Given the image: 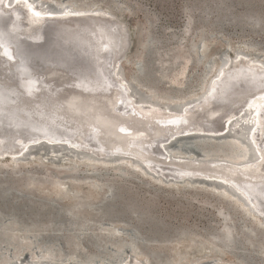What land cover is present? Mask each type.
<instances>
[{
  "label": "rangeland",
  "instance_id": "1",
  "mask_svg": "<svg viewBox=\"0 0 264 264\" xmlns=\"http://www.w3.org/2000/svg\"><path fill=\"white\" fill-rule=\"evenodd\" d=\"M28 1L39 2L46 9L55 7L51 0ZM73 2L81 9H104L103 16L117 14L120 19L114 16L125 24L130 45L120 65L122 74L132 85L128 91L137 103L156 100L166 102L174 110L181 109L180 102L197 98L205 89L220 64L219 57H232L238 49L264 61V0H59L56 7H67ZM200 41L204 43V55L199 49ZM210 59L214 64L209 68ZM138 61L150 68L149 86L161 98L151 97L142 83L133 80L140 75ZM140 77L144 83L148 82L146 74ZM246 136L242 137L243 141ZM198 140L192 136L174 137L165 142L166 153L177 158L201 159ZM38 145L19 162L13 156L0 160V195L9 201L0 200L5 206H0L1 219L7 222L16 211L15 214L24 212L25 218L37 217L43 224L40 239L31 245L30 240L20 238L16 222H8L9 227L0 225V235L8 236L23 248L18 258H12L10 247L3 248L11 264L46 260L37 257L43 243L59 248L58 255L50 260L53 264H79L76 259H70L77 249L81 254L79 259L90 258L91 264H121L131 254L142 261L148 249L161 251L173 264H264V248L258 254L249 244L251 240L236 238L235 245L228 250L213 238L215 234L222 237L230 224L236 237L242 225L256 228L264 235L261 219L225 190L189 182L165 185L130 161H93L60 144ZM245 148L249 161L254 153L250 155L251 151ZM6 182H13L15 187L3 192ZM109 190L112 195L117 193L123 204L113 214L102 216L99 206L117 202L106 197ZM37 200L48 203L53 213L57 206L61 208L55 222L50 221L53 214L47 213L48 207L41 210L37 204L29 203ZM35 211L40 215H34ZM74 214L91 223L90 227L71 230L66 226L68 219L77 217ZM150 229L163 238L146 240L144 237ZM63 236H70L73 246L65 244ZM94 236L101 241L99 244L94 242ZM135 238L136 253L126 246L117 257V241Z\"/></svg>",
  "mask_w": 264,
  "mask_h": 264
},
{
  "label": "bare ground",
  "instance_id": "2",
  "mask_svg": "<svg viewBox=\"0 0 264 264\" xmlns=\"http://www.w3.org/2000/svg\"><path fill=\"white\" fill-rule=\"evenodd\" d=\"M58 2L59 0H51L55 7L59 5ZM55 7L46 9L47 7H42L41 3H32L28 0H0V11L10 12L12 16L15 14V18L18 20H15L17 27L25 32L28 37H35L34 31H39V34H41L42 23L46 20L56 19L59 22L61 20L64 21V24L58 23L56 25L58 27L53 30L58 31V33L53 34V37L49 40L47 50L41 48L28 51L29 53L26 55L29 60L26 65L22 66L20 59L9 63L6 57L1 55L3 53L0 50V87L7 88L9 100H11L9 102L15 103V105L12 103L5 105V112L7 111L8 114L0 112V153L7 151L6 153L9 155L8 157L0 158V160L11 156L14 157L12 159H18L17 156H21L20 153L28 144H36L38 141L41 142L37 144L50 147L60 144L66 149L68 148L82 154L83 158L93 160L98 154L92 153L90 149L92 146L91 142L96 140L98 142V138H100L105 145L103 144L104 147L99 153L113 152L110 154L112 156L105 154L106 158H109L108 160L120 155L119 159L130 161L134 164L132 162L133 158H131L134 157L137 162L134 165L139 167V169H141L139 164H144L150 170L160 172L164 170L173 176H176L175 172L180 174L181 172L190 171L193 175L196 174L195 176L208 178L206 180H210V182H216L217 180L223 182V184H235L239 189H243L241 191L243 194L244 186L250 187L251 191H255H252L254 197L264 198L261 194L262 192L254 189L260 185L258 184L261 182L260 180L264 179V88L254 89L250 92L246 91V88L250 90L251 86L255 87L259 84H264V61L259 60L258 57V59L251 57L249 53L244 52L242 49L236 50L233 56L229 58L220 56V64L206 84L205 89L197 98L184 103L180 102L183 106L180 104L182 106L181 109H179L180 107L178 109L175 107L176 111L171 106L172 110H170L171 108L166 102L147 100L146 102L137 103L138 101L133 100L134 98L132 97L134 96L128 91L131 84L129 85V81L122 74L120 65L124 54L128 52L129 48L127 47L121 53L119 52L121 38L124 40H126L127 36L129 38L128 29L119 20L120 17L114 13L112 14L119 19L114 15L107 14V16H103L105 13L104 9L94 7L81 9L75 2L63 8L56 7V9ZM37 12L40 14L39 16L35 15ZM78 18L83 19L75 20V22L70 20ZM67 19H69V22H67ZM6 24L3 23L2 27H5ZM10 25H13V22H9L6 27ZM66 30L71 32L67 33ZM19 34L22 35L20 32ZM67 37L71 40L70 43H58L60 39H66ZM126 45L129 46L130 42ZM102 48L107 49L100 52ZM199 49L203 54L205 47L202 41H200ZM51 52L57 53L58 59L64 58L63 60L65 61H71V68L81 71V74H78L79 78L82 75L88 78H96L94 74H97L98 78L96 81L102 86L107 81L110 87L108 86L106 91L103 92H88L80 87L79 79L73 76L75 73L73 69L71 70L70 67L56 68L57 66L55 65L51 67L44 62L45 55H51ZM213 64L214 61L210 59L208 67L210 68ZM137 65V73L140 75L138 77L134 76L133 80L140 82V84L142 83L147 88V91L151 92V97L161 98L156 95V90L149 86V78L152 76L150 68H146V64L141 61H138ZM18 67L22 71L26 70L24 77L18 76ZM143 73L147 76L145 77V81L148 80L146 83L140 77ZM225 73V78L222 79ZM238 81H242L245 87L244 92H240L234 97L233 100H239L234 102L236 103L235 105L218 107V104L208 101L211 89L214 90L213 97L220 100L226 94L230 92L233 94L236 91V83ZM24 91H28L27 94L35 93V95L28 98L24 95ZM0 96H2L1 93ZM12 114L15 115L14 118L11 116ZM39 116H46L45 118L49 119L50 117H56L58 119L56 121L62 123L71 135L76 129V135L73 137L70 135L72 138L70 140L53 139L52 133L40 134L34 131L31 129L32 126L27 124L30 123L29 121L37 124L45 123L38 119ZM17 120L23 123H18L16 122ZM226 127L227 130L223 133ZM245 129L246 131L243 132ZM22 134L24 135L22 136ZM176 134L179 135L178 137H205L198 140L196 144L202 153V158H177L167 155L165 142L174 139L172 137ZM245 134L247 135V143L245 142L246 139L244 141L242 139ZM209 137L218 139V141L214 142ZM230 139L236 140V142H232ZM4 140L7 141L6 145H4ZM246 146L248 150L254 153V158L249 161H246ZM4 147L8 150H5ZM27 149L28 154L31 149L29 147ZM82 150L84 152H81ZM214 155H222L224 157ZM135 160L133 159V161ZM155 168H158V170ZM143 172L145 173L144 170ZM14 187L15 184L13 182H6L3 192ZM1 194L3 196V193ZM117 195V193L112 195L111 190L108 191L106 197H110V200H116L117 202L99 206L102 216L113 214L112 212L122 206L123 202L119 200L120 198ZM7 199L5 198L4 200L0 195V200L7 202ZM29 203L37 204L42 208L41 210L44 207L51 208L44 200ZM0 206L3 208L4 204H0ZM56 209L55 213H53L54 210H47L49 215L53 214L50 221H54L58 213L62 211L59 206ZM15 212L11 213L12 215L11 217L9 216L10 219L7 222L1 219L0 214L1 227H9L7 225L8 222L11 223L13 221L19 225L18 231L21 233V239L30 240V245L37 238L40 239L39 230L43 226L42 222L37 217L34 218L33 215L32 218L28 217L32 219L30 220L24 217V212L21 214H17L18 212L15 214ZM250 212L254 213L251 210ZM27 214L25 213V215ZM35 214L40 215L39 212ZM254 214L264 224V219L260 215ZM74 215L77 217L68 219L65 223L66 226L71 227V230L88 229L90 227L91 223L84 222L81 215ZM226 215L223 214L224 218L227 217ZM50 224L52 223L50 222ZM8 227L5 229H8ZM241 227L240 234L242 233L243 235L239 234L238 237H236L237 233L235 235L232 231L233 226L230 224L226 230H223L222 237L215 234L213 238L228 250L233 248L237 239H244L245 242L251 240L249 244L252 245V249L260 254L264 248V235L251 226L242 225ZM59 229L61 230V228ZM112 229L117 228L112 226ZM151 230L146 233L147 237H144L146 240H151V238L161 240L163 238L162 235ZM79 236L76 235L77 238ZM135 239L117 241L116 244L119 249L115 251L116 256L119 257L122 254V248L126 246L133 253H136L135 245L138 241ZM63 240L66 241L65 244L73 246L70 236H63ZM94 242L99 244L98 242L101 241L97 236H94ZM7 247H10L13 251L12 258H18L19 252L23 249L22 246H19L8 236L0 235V264H11V261L7 259L6 253L3 251V248ZM30 247L29 249H31ZM39 248L40 252L37 257L46 260H32L28 264H53L50 260L58 255L59 248L51 243H43ZM77 251L78 249L70 259H76L79 264H91L92 259L90 258L79 259L81 254L79 253L80 251ZM143 255H145V259L140 261L134 258V254H131L132 257L129 260L128 258L124 261L121 260L123 261L121 264H173V260L158 250L148 249Z\"/></svg>",
  "mask_w": 264,
  "mask_h": 264
},
{
  "label": "water",
  "instance_id": "3",
  "mask_svg": "<svg viewBox=\"0 0 264 264\" xmlns=\"http://www.w3.org/2000/svg\"><path fill=\"white\" fill-rule=\"evenodd\" d=\"M15 17H16V15L13 14V16H12V14L10 12H7V11L1 12L0 11V50H2L1 53H3L1 55L6 57V59H7V61L9 63H10V61L12 62L14 60H19L20 59L19 61H20L21 65L23 66V65H26L28 63L27 61L29 60V58L26 55L27 53H29L28 51H31L32 49L36 50V49H41V48L47 50V46H48L47 44H48L49 40L53 37V34H57L58 33V31H53V30H55L58 27V26H56L58 23L64 24V21L61 20V22H59L56 19L55 20L52 19L51 21L46 20L44 23H42L41 34H39V31L38 32L34 31L36 36L35 37H28V36L25 35L26 34L25 32H23L19 27H17V23L15 22V20L16 21H18V20ZM80 19H83V18L70 19V20H73L75 22V20H80ZM67 20H68L67 22H69V19H67ZM73 21H70V22H73ZM9 22H13V25H10V26L6 27ZM3 23H5V24L7 23L5 27H2ZM66 31H67V33L71 32L70 30L69 31L66 30ZM19 32L22 33V35H20ZM70 41L71 40L67 37L66 39H62V40L60 39V42H58V43H62L63 42V44H64V43H70ZM120 41H121V43H119L120 44V51L119 52L121 53L125 48L129 47L126 44H128L130 41H129L128 36H127L126 40L121 38ZM106 49L107 48H102V49H100V52H102L103 50L105 51ZM4 52H8L10 55H14V59L9 60L8 57L4 55ZM16 53H18V54H16ZM56 55H57V53L54 54L53 52H51V55H48V56L45 55V58H44L45 61L44 62H46L51 67L53 65H55V66H57L56 68H62V67L63 68H66V67H70L71 68V65H70L71 61L70 62L69 61H65V60H63L64 58H59L58 59V57ZM74 60H78V59H74ZM42 64H44V63H42ZM24 69H25V67H24ZM72 69L75 71L73 76L79 79L80 87H82L83 89L87 90L88 92H103V91H106L108 86L110 87V85L107 84L108 83L107 81H105V84H103L104 86H102V84L97 82L96 81L97 78H98L97 74H94V75H96V78H88V77H85L83 75H82L83 78L82 77L79 78V75L81 74V71H79V69H74L73 67L71 68V70ZM17 71H18V76L21 75L20 77H24L25 74H26V72H25L26 70L22 71V69L19 68V67H18ZM225 75H226V73L223 74L222 79L225 78ZM99 79H100V77H99ZM106 84H107V86H106ZM236 85H237V88H236V91L233 94H232V92H230V93L226 94L224 97H222L220 100H217L216 98L213 97V91L214 90L211 89V91L209 92L208 101L218 104V107H228L229 105H235L236 103H234V102H238L239 100H233L234 97L236 95H238L240 92H244V87H245L244 83L242 81H240V82L238 81L236 83ZM0 88H1V92L0 93L2 95V96H0V112L7 113V111L5 112V105H7L8 103H12L13 105H15V103L9 102L11 100H9L10 97L8 95L9 91H7V88H5V87H0ZM263 88H264V84H259L258 86H255V87L251 86L250 90H248L246 88V91L250 92V91H252L254 89H263ZM2 89H4V90H2ZM248 92H246V93H248ZM24 93H25L24 95L26 97H28V98L32 97V95H35V93L34 94H31V93L27 94L28 91H26V92L24 91ZM28 98H25V99H28ZM262 106H263V103H262ZM22 109H23V107H22ZM13 114L11 116H13V118H14L15 115H13ZM45 117H41V116L38 117V119L40 121L45 122V123H38L37 124L35 122L29 121L30 123H28L27 125L30 124L32 126L31 129H33L34 131L39 132L40 134H42V133H52L53 139H59V138L66 139V140L72 139L70 137L71 134H70L69 130L67 131L66 127L62 123H59L58 121H56V120H58L56 117H50V119L49 118H45ZM16 122L23 123V122H19V120H17ZM226 130H227V127L223 130V133L226 132ZM75 132H76V129L74 130V133ZM74 133L71 135L72 137L74 135H76V133L75 134ZM23 135L24 134H22V136ZM44 135H48V134H44ZM178 136L179 135L176 134L172 138L178 137ZM194 138L195 139H203L205 137H194ZM209 139H211L213 141H216V142L218 141V139H215V138H212V137H209ZM98 140L100 142L99 141L97 142V140L91 142L92 146H91L90 149H91L92 153L98 154V156H95V159H93V161H103L104 160L105 163H114L116 161L121 160V159L118 158L120 155L112 157L113 159L110 158L112 160H108L109 158H106L107 156H105V154L108 155V156H112L110 154H112L113 152H106L105 154L99 153L100 151H102L101 149H102V147H104L105 144H104L103 141H101L100 138H98ZM40 142L41 141H38L37 143H40ZM6 143H7V141L4 140V145H6ZM37 143L36 144H28L27 147H25V149H23V151L20 153L22 156H17L18 160H22L23 156L27 155V151H28L27 148L28 147H29V149H31L34 146H36ZM41 145H43V144H41ZM4 149L8 150L6 147H4ZM249 151H251V150H249ZM6 152L7 151H2L0 153V158L8 157L9 155ZM81 152H84V151L82 150ZM252 153L253 152H250V155ZM101 155H103V156H101ZM131 158H133L135 160L134 157H131ZM133 159H132V162L134 164H136L137 163L136 160L133 161ZM150 165H153V164H150ZM139 166L141 167L142 170L145 171L146 174L151 175L153 178L161 179L162 183L165 184V185H169V184L182 185L185 181H187V182L190 183V185H194V186L195 185H198V186L201 185V186H206V187H214V188L219 189V190H223L224 189L228 195H230L233 198H237L240 202H242L244 204V206L248 207L251 211H253L257 215H260V217L262 219H264V198H258L257 196L254 197L253 192H255V191L252 190L253 191L252 192L250 190V187L244 186V194H243V192H241V191H243V189H241V188L239 189L235 184L234 185L230 184V183L229 184L228 183L227 184H225V183L223 184V182H219L217 180H216V182H210V180H206L208 178H201L198 175L195 176L196 174L193 175L192 172H190V171H185V172H181V173L178 172L180 174H177L175 172L176 176H173L171 174H168V172H166L164 170L161 171V172L160 171L150 170L144 164H142V165L139 164ZM155 169L158 170V168H155ZM178 175H179V177H178ZM260 181L261 182L258 183L260 185L257 186L258 188L255 187L254 189H257L258 192H262L261 194L264 197V179H262Z\"/></svg>",
  "mask_w": 264,
  "mask_h": 264
},
{
  "label": "snow or ice",
  "instance_id": "4",
  "mask_svg": "<svg viewBox=\"0 0 264 264\" xmlns=\"http://www.w3.org/2000/svg\"><path fill=\"white\" fill-rule=\"evenodd\" d=\"M35 15L39 16L40 14L37 12ZM18 54V53H16ZM4 55L8 57L9 60L14 59V55H10L8 52H4Z\"/></svg>",
  "mask_w": 264,
  "mask_h": 264
}]
</instances>
